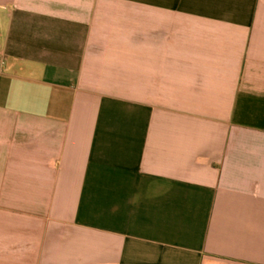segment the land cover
Instances as JSON below:
<instances>
[{"label": "crops", "instance_id": "obj_1", "mask_svg": "<svg viewBox=\"0 0 264 264\" xmlns=\"http://www.w3.org/2000/svg\"><path fill=\"white\" fill-rule=\"evenodd\" d=\"M0 264H264V0H0Z\"/></svg>", "mask_w": 264, "mask_h": 264}]
</instances>
